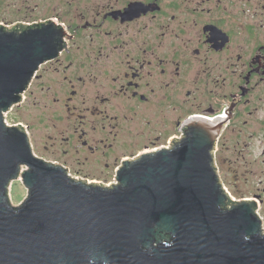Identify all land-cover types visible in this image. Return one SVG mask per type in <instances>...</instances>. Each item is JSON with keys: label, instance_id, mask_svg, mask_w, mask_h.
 I'll return each instance as SVG.
<instances>
[{"label": "flooded vegetation", "instance_id": "flooded-vegetation-1", "mask_svg": "<svg viewBox=\"0 0 264 264\" xmlns=\"http://www.w3.org/2000/svg\"><path fill=\"white\" fill-rule=\"evenodd\" d=\"M49 21L64 47L17 105L39 158L109 185L199 119L217 162L264 161V0H0L1 27Z\"/></svg>", "mask_w": 264, "mask_h": 264}, {"label": "water", "instance_id": "water-1", "mask_svg": "<svg viewBox=\"0 0 264 264\" xmlns=\"http://www.w3.org/2000/svg\"><path fill=\"white\" fill-rule=\"evenodd\" d=\"M19 27L0 26V264H264L258 201L236 200L218 173L222 124L190 121L170 148L125 161L110 185L39 158L5 119L66 31ZM16 179L29 190L20 205Z\"/></svg>", "mask_w": 264, "mask_h": 264}, {"label": "rangeland", "instance_id": "rangeland-1", "mask_svg": "<svg viewBox=\"0 0 264 264\" xmlns=\"http://www.w3.org/2000/svg\"><path fill=\"white\" fill-rule=\"evenodd\" d=\"M20 119L19 108L15 105L7 112L6 122L9 125L18 124ZM262 149L263 146H255L253 154H259ZM216 163L222 182L236 200L250 199L254 194L264 196L263 160L251 159L247 161L238 160L237 162L218 160ZM23 168L25 170L28 169L25 165ZM116 181V178L106 180L109 184ZM28 194V187H26L22 179H16L11 182L10 198L14 205H20L27 198ZM259 207L258 211L264 225V210L262 211V208Z\"/></svg>", "mask_w": 264, "mask_h": 264}, {"label": "bare ground", "instance_id": "bare-ground-1", "mask_svg": "<svg viewBox=\"0 0 264 264\" xmlns=\"http://www.w3.org/2000/svg\"><path fill=\"white\" fill-rule=\"evenodd\" d=\"M6 120V119H5ZM7 123V122H6ZM8 124V123H7ZM9 125V124H8ZM78 179V178H77ZM110 185V184H109Z\"/></svg>", "mask_w": 264, "mask_h": 264}, {"label": "built area", "instance_id": "built-area-1", "mask_svg": "<svg viewBox=\"0 0 264 264\" xmlns=\"http://www.w3.org/2000/svg\"><path fill=\"white\" fill-rule=\"evenodd\" d=\"M264 227V226H263Z\"/></svg>", "mask_w": 264, "mask_h": 264}]
</instances>
